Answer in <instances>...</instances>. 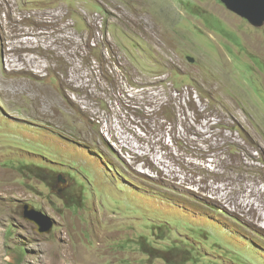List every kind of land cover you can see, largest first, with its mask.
<instances>
[{"label": "rangeland", "instance_id": "1", "mask_svg": "<svg viewBox=\"0 0 264 264\" xmlns=\"http://www.w3.org/2000/svg\"><path fill=\"white\" fill-rule=\"evenodd\" d=\"M0 27L39 43L0 38V264H264V232L214 194L264 189V23L219 0H0Z\"/></svg>", "mask_w": 264, "mask_h": 264}, {"label": "bare ground", "instance_id": "2", "mask_svg": "<svg viewBox=\"0 0 264 264\" xmlns=\"http://www.w3.org/2000/svg\"><path fill=\"white\" fill-rule=\"evenodd\" d=\"M116 8V7H115ZM109 9V8H108ZM56 12V11H55ZM59 12V11H58ZM57 12V13H58ZM48 13V12H47ZM62 13V12H61ZM67 13V12H66ZM65 13V14H66ZM63 14V13H62ZM127 14V13H125ZM45 17L42 18L39 22H36L38 25H41L42 27H45L49 30L52 31L53 37L55 38V41H64V39L66 38L65 34H66V25L64 27L59 25V22L61 21L62 17L59 15H54V17L45 14ZM52 15V14H51ZM129 15V14H128ZM138 15V14H137ZM26 16V15H25ZM31 16V15H29ZM35 16V15H34ZM66 16V15H65ZM126 16V15H125ZM132 16V15H131ZM130 16V17H131ZM11 20L13 22H16V19L13 15L10 16ZM27 17V16H26ZM124 18V17H123ZM133 18V17H132ZM121 19V17H120ZM130 19V18H129ZM136 19V18H135ZM137 20V24H140L141 20L136 19ZM127 21V20H126ZM147 21V20H146ZM129 22V21H128ZM133 22V21H131ZM19 26V25H18ZM138 26V25H137ZM14 27V26H13ZM15 28V27H14ZM149 32L155 30L154 27H149ZM1 29V27H0ZM16 29V28H15ZM4 30V29H3ZM19 30V29H18ZM12 31V30H11ZM37 32V35L39 34H45L46 32H40V31H35ZM13 33V32H12ZM26 31L22 34H20L21 36H17L16 35H11L9 32L3 34L1 32V46H7V50L10 51H19V50H26V49H35L39 46L38 44L33 45V38L31 37H23V34H25ZM164 35V34H163ZM47 35H42L40 36V38H43ZM158 35H154V39L157 38ZM153 38V37H152ZM25 40H30L27 41L26 43L24 42ZM155 41V40H154ZM167 41V40H166ZM153 44V43H152ZM31 45V46H29ZM44 45V44H43ZM171 45V44H170ZM167 46V43L164 44H160V50H164ZM60 47V46H59ZM5 48V47H4ZM157 48V47H156ZM159 48V47H158ZM157 48V49H158ZM2 49V48H1ZM159 50V49H158ZM22 52V51H21ZM57 52V51H56ZM11 53V52H10ZM20 53V52H19ZM54 53V51H53ZM59 53V52H58ZM8 54V53H7ZM17 54V53H16ZM60 54V53H59ZM18 55V54H17ZM56 55V54H55ZM68 55V53H67ZM71 55V54H70ZM58 56V55H57ZM7 57V56H6ZM19 57V56H18ZM55 57V56H54ZM67 57V56H66ZM58 59V58H56ZM65 59V58H62ZM28 62H32V64L30 65ZM64 62V61H63ZM7 63L9 66H11L10 68H13L15 70L18 71H22L25 74L28 75H33V70L34 68L41 70V65L39 63H37V65L35 66V62L31 59L29 60H23L21 63L15 59H13L10 55V58L7 59ZM70 63V62H69ZM65 65V63H64ZM38 74V73H37ZM33 86V83L31 84ZM34 87V86H33ZM37 87V86H36ZM19 88V87H18ZM42 89V88H41ZM149 89V88H148ZM3 90V89H2ZM4 91V90H3ZM21 91V90H20ZM31 91V90H30ZM36 91V90H35ZM38 91V90H37ZM40 91V90H39ZM46 91V90H45ZM43 92V91H42ZM147 93V92H146ZM12 94L15 95H20L18 92L14 91ZM32 94V93H31ZM35 94V93H34ZM39 94V93H38ZM37 94V95H38ZM40 95V94H39ZM45 95V94H44ZM36 97V96H35ZM52 98V97H51ZM47 99V98H46ZM35 100V99H34ZM40 100V99H38ZM43 100V99H42ZM171 100V99H170ZM177 100V99H176ZM180 100V99H179ZM33 101V100H32ZM172 102V101H171ZM170 103V102H169ZM40 104V103H39ZM36 105V104H35ZM34 105V106H35ZM44 109V108H43ZM47 109V108H46ZM50 109V108H49ZM39 111V110H38ZM41 111V110H40ZM45 112V111H44ZM41 113V112H40ZM183 121V120H182ZM187 123V124H186ZM186 126L188 127V129H190L191 131H194L193 126L186 122ZM196 129V128H195ZM196 133H201L199 131H196ZM203 134V133H201ZM180 135V134H179ZM188 135V134H187ZM196 135V134H195ZM181 136V135H180ZM199 136V135H198ZM202 136V135H201ZM183 137V136H182ZM181 137V138H182ZM185 137V136H184ZM208 137V136H207ZM209 139V138H208ZM226 141H229L228 138H226ZM186 143V142H185ZM195 143V142H194ZM193 143V144H194ZM212 142H210L211 144ZM215 143V142H214ZM214 145V144H213ZM259 145V144H258ZM198 146V145H197ZM216 146V144H215ZM196 148V147H195ZM192 153V152H191ZM194 153V152H193ZM193 155V154H191ZM197 155V154H196ZM224 162V161H223ZM232 164L238 163V165H246L245 162L242 160V158L239 155H236V157L233 159V161L231 162ZM230 164V163H229ZM154 169H156L159 172L158 167H155ZM238 175V174H237ZM161 176V174H160ZM244 176V175H243ZM242 176V177H243ZM262 180V178H261ZM242 179H240L239 183L237 184V180L234 178L233 179V187L231 182H221V184H214L215 189H212V192H215L214 194L216 195V201H218L219 204H222L221 206L227 204L228 206L231 207L232 212L239 214L240 216L243 217L244 221L248 224V225H252L251 227H255L260 231L264 232V199H263V194H264V189L260 188L259 186H256V182L254 183H243L241 182ZM247 181V179H246ZM253 181V180H252ZM228 193H232L233 196L228 197L230 194ZM232 206H234V208H232ZM224 208V207H223Z\"/></svg>", "mask_w": 264, "mask_h": 264}, {"label": "water", "instance_id": "3", "mask_svg": "<svg viewBox=\"0 0 264 264\" xmlns=\"http://www.w3.org/2000/svg\"><path fill=\"white\" fill-rule=\"evenodd\" d=\"M225 6L248 20L251 25L261 26L264 23V0H219ZM191 62L193 59L188 58ZM24 218L35 223L39 234L49 233L53 222L42 212L36 211L30 205H25L23 211Z\"/></svg>", "mask_w": 264, "mask_h": 264}, {"label": "clouds", "instance_id": "4", "mask_svg": "<svg viewBox=\"0 0 264 264\" xmlns=\"http://www.w3.org/2000/svg\"><path fill=\"white\" fill-rule=\"evenodd\" d=\"M223 5L225 6V4L223 3ZM226 7V6H225Z\"/></svg>", "mask_w": 264, "mask_h": 264}]
</instances>
